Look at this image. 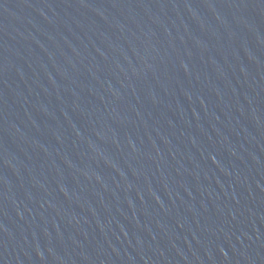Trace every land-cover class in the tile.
Masks as SVG:
<instances>
[{
	"label": "water",
	"instance_id": "1",
	"mask_svg": "<svg viewBox=\"0 0 264 264\" xmlns=\"http://www.w3.org/2000/svg\"><path fill=\"white\" fill-rule=\"evenodd\" d=\"M153 0H0V264H103Z\"/></svg>",
	"mask_w": 264,
	"mask_h": 264
}]
</instances>
